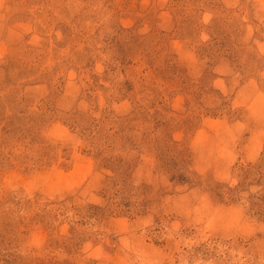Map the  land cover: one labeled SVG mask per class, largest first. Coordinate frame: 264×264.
Wrapping results in <instances>:
<instances>
[{
	"label": "rangeland",
	"instance_id": "rangeland-1",
	"mask_svg": "<svg viewBox=\"0 0 264 264\" xmlns=\"http://www.w3.org/2000/svg\"><path fill=\"white\" fill-rule=\"evenodd\" d=\"M0 264H264V0H0Z\"/></svg>",
	"mask_w": 264,
	"mask_h": 264
}]
</instances>
